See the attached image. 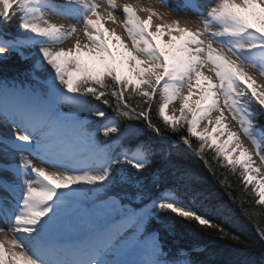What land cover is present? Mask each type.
<instances>
[{
    "label": "snow or ice",
    "instance_id": "1",
    "mask_svg": "<svg viewBox=\"0 0 264 264\" xmlns=\"http://www.w3.org/2000/svg\"><path fill=\"white\" fill-rule=\"evenodd\" d=\"M13 20L23 38L8 35ZM25 49L35 50L24 73L34 83L0 80V121L13 129L11 139L0 137V154L15 161L0 165V264H195L169 259L165 240L177 221L230 236L209 214L215 204L206 213L162 194L132 208L108 191L118 176L130 201L143 198L141 180L160 188L153 164L172 134L190 154L203 159L211 150L219 166L239 168L264 205L253 159L264 163V83L251 71L264 76V0H0V61L27 60ZM132 97L144 106L133 107ZM153 104L163 128L152 120ZM133 119L140 123L121 127ZM122 164L127 176L119 175ZM113 213L121 216L115 225L106 219ZM129 227L133 237L121 238Z\"/></svg>",
    "mask_w": 264,
    "mask_h": 264
},
{
    "label": "trees",
    "instance_id": "2",
    "mask_svg": "<svg viewBox=\"0 0 264 264\" xmlns=\"http://www.w3.org/2000/svg\"><path fill=\"white\" fill-rule=\"evenodd\" d=\"M9 28L16 29L15 20ZM34 60V56L22 60L13 54L8 61H0V70L10 74L24 72ZM128 103L133 107L144 106L139 97L129 98ZM152 107L153 122L163 128L155 112L157 106L153 104ZM103 108L109 115H114L112 108ZM138 123L134 119L120 121L122 128ZM258 123L264 125V116L259 117ZM178 137L179 134H172V140L164 146V158L157 157L154 161L153 167L161 177L160 188L152 190L150 179H145L136 186L143 194L142 199L130 201L123 190L117 193L132 206L148 204L167 193L176 195L188 207L206 213H209V201L216 205L217 210L209 214L231 235L223 236L217 230L201 228L195 222L177 221L176 233L165 240V251L174 254L169 259L187 258L195 264H264V236L261 235L264 233V205L256 202L258 198L251 191V185L244 187L239 168L233 172L219 166L211 150L206 151L203 159L190 154L184 144L178 142ZM196 145L193 138V147ZM119 167L122 169L120 176L129 174L127 165ZM178 250L187 253V257L175 255Z\"/></svg>",
    "mask_w": 264,
    "mask_h": 264
},
{
    "label": "bare ground",
    "instance_id": "3",
    "mask_svg": "<svg viewBox=\"0 0 264 264\" xmlns=\"http://www.w3.org/2000/svg\"><path fill=\"white\" fill-rule=\"evenodd\" d=\"M52 2H53V3H61L62 0H52ZM130 2L135 3L136 0H130ZM139 2H140L142 5H148V4H149V2H147V1H145V0H139ZM163 10H164V9H161V11H163ZM183 16H185V15H183ZM185 17L188 18L187 16H185ZM49 19H51V20H52L53 22H55V23H61V24H69V23H72V21H70V20H66V19H64L63 17L55 16V15L50 16ZM188 19H189V22H190V23H191V22L199 23V20H198V18H196V17H194V20H193V19H190V18H188ZM109 26H111V25H109ZM118 31H122V28H118ZM70 43H71V42H67L65 46H68V44H70ZM251 71H252L253 74L255 75V77H256L258 83H264V76L262 77V76L256 74L253 70H251ZM178 103H179V102H175V104L170 105V106H169L170 111H171V109H172L174 106H177ZM177 114H178V113H177ZM0 122H1V121H0ZM229 126H230L233 130L239 131V125H238L236 122H234V121H230V122H229ZM222 139H226V137H222ZM241 139L243 140V143H244V146H245V147L249 148V149L252 150V151H255V147H254V145L248 140L247 137L241 135ZM253 159L256 160V164L254 165V167H260V168H261V174H260V175H261V178H264V164L261 163V162L259 161V158L256 157V156H253Z\"/></svg>",
    "mask_w": 264,
    "mask_h": 264
},
{
    "label": "rangeland",
    "instance_id": "4",
    "mask_svg": "<svg viewBox=\"0 0 264 264\" xmlns=\"http://www.w3.org/2000/svg\"><path fill=\"white\" fill-rule=\"evenodd\" d=\"M148 2L150 3H154V0H147ZM203 1H206V0H203ZM176 0H169V3H175ZM183 15H186V16H194L192 13H183ZM26 53L29 54L31 52V49H25ZM256 74L260 75V73L258 71H256L255 69H252ZM261 76V75H260ZM263 77V76H262ZM0 128H4V130H6L11 136H13L12 134V131L9 129V127H5L3 122L1 121L0 122ZM26 156H28L27 154H24ZM28 158L30 159V157L28 156ZM43 166H46L44 164H42L40 162L39 164V167H43ZM115 213H113L111 216L107 217V220L110 222L111 220L110 219H113ZM119 222L115 223V224H118ZM130 229V231L134 232V229H132L131 227L127 228L126 230ZM125 236L128 238V235L125 234Z\"/></svg>",
    "mask_w": 264,
    "mask_h": 264
}]
</instances>
